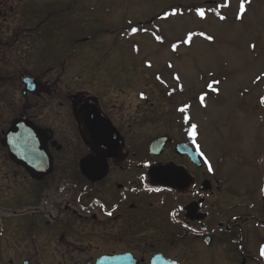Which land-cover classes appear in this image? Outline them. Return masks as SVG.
<instances>
[{"label": "flooded vegetation", "instance_id": "1", "mask_svg": "<svg viewBox=\"0 0 264 264\" xmlns=\"http://www.w3.org/2000/svg\"><path fill=\"white\" fill-rule=\"evenodd\" d=\"M27 1L19 0L26 9L20 16L11 11L14 27L4 28L6 18L0 23V264H149L155 254L178 264H216L215 252L226 254L231 244L239 247L231 227L237 221L226 217L231 210L253 209L240 203L221 210L227 204L219 202L221 195L226 197V178L223 186L217 185L213 160H207L212 172L208 175L203 166L196 167L188 157L174 153L178 143L174 139L162 155L149 156L148 138L132 140L130 117L123 116L120 126L109 116L102 97L90 92L69 94L63 97L66 103L55 97L69 70V54L61 60L55 53L52 14L37 13L50 6L48 2L36 4L31 12ZM2 14L7 16L0 10ZM38 38L43 53L40 65L33 64V44ZM21 40L29 49L28 58ZM24 78L33 84L28 86ZM86 108L95 115L97 110L101 121L111 123L108 136H121L117 155L92 141ZM16 120L45 133L49 172L32 174L26 156L11 155L6 134ZM167 164L187 173L190 186L179 191L152 184L150 168ZM189 205H193L191 219L185 212ZM171 207L179 220L168 223L167 208ZM249 220L246 217L239 225ZM180 241L185 246L179 247ZM99 259L103 261L97 263Z\"/></svg>", "mask_w": 264, "mask_h": 264}, {"label": "rangeland", "instance_id": "2", "mask_svg": "<svg viewBox=\"0 0 264 264\" xmlns=\"http://www.w3.org/2000/svg\"><path fill=\"white\" fill-rule=\"evenodd\" d=\"M72 1L26 2H48L63 10L72 49L76 48L75 40L92 38L96 29L107 30L92 45L74 50V60L55 97L63 102L69 94L90 92V96L102 97L109 116L120 126L123 116L130 117L134 141L166 134L186 144L189 119L197 124L195 135L199 134L197 143L202 153L213 160L214 168L217 163V170L226 176V197L225 193L221 195L219 202L227 204L221 210L237 203H256L260 207L259 188L264 182V0ZM18 3L19 0H0V10L7 14L0 17V23L6 18L4 28L14 27L11 11L16 17L26 11ZM177 6L183 11L167 15ZM200 10L203 17L197 14ZM159 13L164 17L157 20ZM60 24H54L56 37L62 35ZM133 27L145 28L148 33L133 32ZM157 36L166 44L158 42ZM20 42L28 58L29 49ZM171 42L177 43L175 50L168 47ZM39 46L38 38L33 44V64L38 61L40 65L43 53ZM140 92L146 95L145 102L137 96ZM54 106L58 108L57 103ZM61 113L69 114L67 110ZM219 180L223 185V179ZM243 213L246 214L239 219ZM248 215L264 224L258 212L231 210L226 219H236L231 224L236 231L232 239L241 236L243 252L236 247H230L226 254L218 250L216 264H259L253 257L259 253L257 245L264 243V228L255 226L257 222L251 219L239 225ZM178 244L185 246L184 241Z\"/></svg>", "mask_w": 264, "mask_h": 264}, {"label": "snow or ice", "instance_id": "3", "mask_svg": "<svg viewBox=\"0 0 264 264\" xmlns=\"http://www.w3.org/2000/svg\"><path fill=\"white\" fill-rule=\"evenodd\" d=\"M240 11H241V13L244 11V3H241V5H240ZM197 14L200 15L201 17L204 16V12H203V10L198 11ZM239 18H240V16L238 15V16H237V19H239ZM221 19H224V17H221ZM132 31L135 32L136 29H133ZM156 39L159 40L160 37L157 36ZM208 39H211V37H208ZM253 47H254V45H253ZM173 49L175 50V45H173ZM149 66H150V65H149ZM169 66H171V65H169ZM157 78L159 79V77H157ZM258 79H259V77H258ZM201 100H203V97H201ZM180 110L183 111V109H180ZM186 119H187V118H186ZM195 128H196V126H195V125H192V128L190 129V135H192V136L195 135ZM209 171H211V168H209ZM110 214H111V213H109V215H110ZM261 256H264V249L261 250Z\"/></svg>", "mask_w": 264, "mask_h": 264}, {"label": "water", "instance_id": "4", "mask_svg": "<svg viewBox=\"0 0 264 264\" xmlns=\"http://www.w3.org/2000/svg\"><path fill=\"white\" fill-rule=\"evenodd\" d=\"M36 134V133H35ZM37 135V134H36ZM154 264H173V263H170V262H163V261H156Z\"/></svg>", "mask_w": 264, "mask_h": 264}]
</instances>
